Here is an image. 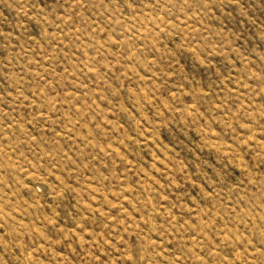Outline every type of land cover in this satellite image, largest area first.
Wrapping results in <instances>:
<instances>
[{
  "label": "rangeland",
  "instance_id": "rangeland-1",
  "mask_svg": "<svg viewBox=\"0 0 264 264\" xmlns=\"http://www.w3.org/2000/svg\"><path fill=\"white\" fill-rule=\"evenodd\" d=\"M0 264H264V0H0Z\"/></svg>",
  "mask_w": 264,
  "mask_h": 264
}]
</instances>
